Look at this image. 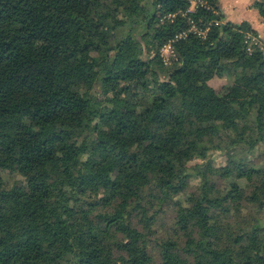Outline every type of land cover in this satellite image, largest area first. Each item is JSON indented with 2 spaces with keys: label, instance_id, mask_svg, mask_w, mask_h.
I'll use <instances>...</instances> for the list:
<instances>
[{
  "label": "trees",
  "instance_id": "1",
  "mask_svg": "<svg viewBox=\"0 0 264 264\" xmlns=\"http://www.w3.org/2000/svg\"><path fill=\"white\" fill-rule=\"evenodd\" d=\"M204 1L0 0V264H264V54Z\"/></svg>",
  "mask_w": 264,
  "mask_h": 264
},
{
  "label": "rangeland",
  "instance_id": "2",
  "mask_svg": "<svg viewBox=\"0 0 264 264\" xmlns=\"http://www.w3.org/2000/svg\"><path fill=\"white\" fill-rule=\"evenodd\" d=\"M195 7H196V5L191 3L190 9H194ZM237 9H239V6H237ZM256 9L258 10V8H256ZM261 17L264 19V17L262 15H261ZM223 21L225 22V20H223ZM247 36L249 38L250 43L252 45L260 46L261 50L264 54V42L261 41L259 36L257 34H253V33H248ZM164 46H165V44H163L161 47H159L155 51V53L159 54L161 58L166 59L167 62H165L166 64L164 63V65L172 66V64H170V65L168 64L172 61V56L170 55V52L168 50L164 49ZM230 81H231L230 76L227 73L220 71L211 80L205 82L203 84V87L205 88V92H204L203 97H202L206 103L204 106H207V105L211 104L212 102L218 100V98L223 93V91L226 90V88L228 87ZM260 149L264 150V146L260 147ZM215 159H216L215 161L217 162L218 167H220L222 165V163L224 162L222 160V158L215 157ZM189 160H190L189 164L193 168L197 163H201L205 159L202 156L197 158V157H194L191 155ZM1 176L5 179V181L8 184H13L15 182V180L18 179V175H16V174L12 175L8 172L6 173L5 171H0V177ZM195 182H196V180H195ZM167 227L168 228L171 227V224ZM163 234H165V232H163Z\"/></svg>",
  "mask_w": 264,
  "mask_h": 264
},
{
  "label": "crops",
  "instance_id": "3",
  "mask_svg": "<svg viewBox=\"0 0 264 264\" xmlns=\"http://www.w3.org/2000/svg\"><path fill=\"white\" fill-rule=\"evenodd\" d=\"M256 0H220L221 13L225 21L233 23L249 22L257 35L264 42V19L253 6ZM239 6V9H237Z\"/></svg>",
  "mask_w": 264,
  "mask_h": 264
},
{
  "label": "built area",
  "instance_id": "4",
  "mask_svg": "<svg viewBox=\"0 0 264 264\" xmlns=\"http://www.w3.org/2000/svg\"><path fill=\"white\" fill-rule=\"evenodd\" d=\"M191 3H193L194 5H196V7H198L199 5L212 10L214 13L218 14L219 12L216 11V9H214L212 6H210L206 1L204 0H189ZM196 7L194 9H189L190 11H194L196 9ZM176 14H168L166 16H164L162 19H172L173 17H175ZM213 21H208L206 22L203 19H199V20H194V19H190L189 20V25L190 28L189 30H185L182 31L180 33H178L173 39L169 40L167 43H165L164 49L168 50L170 52V55L172 56V61L170 64H173L175 62L178 61V55L176 52V49L174 47V43H176L178 40L185 38L189 32H194V33H198L200 36H202L203 38H206L208 31L210 29V25H213ZM221 23V21H217L215 22V24H219ZM163 62H167L166 59L162 58ZM166 64V63H165Z\"/></svg>",
  "mask_w": 264,
  "mask_h": 264
}]
</instances>
